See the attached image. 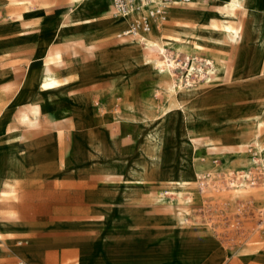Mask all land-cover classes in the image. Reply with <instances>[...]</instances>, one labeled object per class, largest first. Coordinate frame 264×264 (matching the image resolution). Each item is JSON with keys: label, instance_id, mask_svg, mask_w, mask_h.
I'll use <instances>...</instances> for the list:
<instances>
[{"label": "rangeland", "instance_id": "rangeland-1", "mask_svg": "<svg viewBox=\"0 0 264 264\" xmlns=\"http://www.w3.org/2000/svg\"><path fill=\"white\" fill-rule=\"evenodd\" d=\"M27 1L29 7L34 3V0ZM19 2L7 0L0 7V22L15 20L10 16L28 12V4ZM182 5L179 3L176 6ZM183 11L185 8L168 6L167 19L164 22L157 19L149 29L154 36L164 35L167 39L177 36L181 43L188 42L191 37L194 52L182 50L176 56V49L168 47L169 58L176 57L180 63L178 69L172 67L175 78H185L187 68L193 64L196 69L188 77L192 82L204 83L206 79L203 76L206 75L215 79V74L208 72L211 67L208 59L223 55L229 57V73L221 81L213 80L205 84L210 86V90H217L216 97L200 104L199 111L202 113L198 122L192 123L204 134V144L199 148L203 162L192 157L196 150L193 145L192 148H185L180 144L183 140L180 131L167 136L159 161L152 162L146 158L142 149L145 133L142 121L146 115L156 117L161 114L169 99L160 85L153 86L154 75L150 73L151 78H147L153 64L148 63V57L142 55V48L132 50L136 60H130L132 55H126L125 59L112 53L125 39L133 37L123 39L122 43L120 39H114L123 29H127L130 21L124 27L108 31L107 39L100 45L103 25H99L98 30L95 29L94 34L86 39L85 47L81 40H67L62 43L64 50L58 59L47 56L49 46L44 48L43 43L28 39L23 47L17 49L8 46L6 51L0 47V65L12 67L24 64V72L30 68L31 73L24 79L22 89L25 97L30 94L36 76L39 81L44 79L42 70L48 63L57 75L69 80L63 88L65 93L54 99L55 108L60 109L57 113L38 85L42 94L37 100L43 102V111L38 128L33 129L20 122V113L28 110L27 104H16L14 101L21 80L18 85L2 86L0 89L10 94L7 100L0 102V112L7 108L8 126L19 127L20 132L28 137L24 139L29 140V145L19 143V151L33 155L31 167L18 188H2L14 191L7 202L9 212L11 208L19 210L24 204L38 202V197H47L57 212H62L64 204H70L71 216L67 218L88 225L89 230H95L105 222L133 223L137 230H187L195 238L212 241L213 246L205 264H218L220 261L225 264L224 260L226 264L231 261L246 264L249 259L264 262V166L261 161L248 164L241 155L239 143L252 139V133L236 121L241 116L260 113V106L264 102V50L258 49L249 38L239 44L227 43L221 47L207 36H202L203 45L197 48L198 34L193 30L197 24L189 17L169 18ZM225 15L198 27V32L202 33L212 23L221 26L238 24L237 19L243 17L244 13L241 11L232 18ZM115 19L110 15L108 21L112 24ZM6 27L1 23L0 32ZM184 28L194 32L178 30L175 33V30ZM34 29L25 28L27 32ZM40 35L49 37L44 42H54L53 32ZM15 43V40L7 41L8 45ZM90 43H94V48L88 47ZM123 49L125 47L119 50ZM238 58L244 69L240 72L244 78L233 81ZM59 59L63 60L61 67L55 62ZM201 73L204 74L203 78L199 77ZM130 106L137 107L138 111H132ZM226 119H230L229 124ZM260 136L264 139V125L260 128ZM113 139L121 140V155L114 148ZM213 146L223 150H213ZM97 148H102L106 157L99 155ZM246 151L253 155L256 149L250 144ZM134 160L140 164L137 170L141 175H134L129 169ZM199 166L202 174L197 176ZM182 172L192 177L190 185L194 184L195 188L188 203H184L181 196V189L185 186L184 180L179 177ZM243 183L247 185L244 189L239 187ZM127 184L133 185V190H125ZM164 189L173 190L174 193L167 196V193H162ZM19 193L25 194L20 196ZM33 194L35 196H30ZM184 196L187 198L190 195ZM171 203L173 206L169 211L167 208ZM179 210L186 212L181 214L183 221L180 220L181 215L174 213ZM103 211H106V217L102 216ZM36 216L44 221L54 218L43 214ZM56 218L66 217L59 213ZM178 233L173 232L172 235L177 236ZM205 249L200 248L197 259H177L170 264H201Z\"/></svg>", "mask_w": 264, "mask_h": 264}, {"label": "crops", "instance_id": "crops-1", "mask_svg": "<svg viewBox=\"0 0 264 264\" xmlns=\"http://www.w3.org/2000/svg\"><path fill=\"white\" fill-rule=\"evenodd\" d=\"M245 1L264 8V0ZM223 2L224 0L178 2L171 6L185 8V11L172 14L169 18L174 20L189 17L197 24V27L193 30L200 33L198 29L202 25L213 22L217 17L225 15L217 12L218 6ZM5 3H7V0H0V7H3ZM19 3H27L28 12L23 11L10 16L12 18L21 15L19 19L0 22V24L3 23L7 26L5 30L0 32V37L2 36L0 42L5 41L0 43L1 50L7 51L8 46L16 49L23 47L26 39L38 44L43 43L44 48L51 46L54 49L59 46L64 50L62 43L67 40L56 42L55 26L62 18L64 19V16L71 13V9L76 6V3L73 0H41V6L32 9L29 8L27 0H20ZM179 3L184 5L176 6ZM108 6L112 9L111 3ZM238 9L235 11L237 15L242 11V9ZM229 16L234 17L233 14ZM130 17L131 23L132 16ZM225 17L229 19L226 15ZM245 17L243 15L239 21L245 22L247 19ZM40 26H48L49 28L46 30ZM32 27L35 28V31L27 32L25 30V28ZM210 27L204 28L200 34L205 35V30ZM127 29H123L114 39H120V43H122L123 39L134 36H122V33ZM178 30L193 31L184 28L175 30V33ZM52 32L54 34L53 38H55L54 42H44L43 40L49 39V37H41L40 34H50ZM103 34L100 35L99 45L108 37L107 33ZM75 39L80 40L79 38ZM8 40H15L16 43L8 45ZM54 45L56 46L53 47ZM25 70L26 66L24 64L12 67L0 65V89L2 86L18 85L21 80L14 96L16 104H22L20 102L27 104L22 89L24 79L31 72L30 68H27V71L24 72ZM9 95L8 91L0 90V102L7 100L10 97ZM6 109L0 112V119L3 118L0 123V264H18L19 261H24L27 264H170L177 259L194 260L199 258L200 254L198 252L201 247L206 248L201 264L208 261L213 246L212 241L195 238L187 230H137L133 223L110 224L108 222L100 225L95 230H89L88 225L76 223L71 218H67V216H71L70 204H64L62 212H57L55 206L48 202L47 197H38V202L24 204L19 210L11 208V212H9L8 209L10 208H8L6 202H8L11 194H14V191L8 189L16 190L18 188L24 175L31 167L33 155L19 151V143L24 142L25 145H29V140L24 139L27 136L25 133L20 132L19 127L15 129L16 126H8L9 117L5 114ZM3 187L8 189L3 190ZM24 194L21 193L20 196ZM30 196H35V194ZM59 213L66 218H56ZM103 213L102 216L106 217V211H103ZM38 214L54 218L51 221H44L37 218L36 215ZM173 232L180 233L174 236L172 235ZM170 238L173 240L171 241ZM223 262L226 264L225 260ZM221 263L222 261L218 264ZM229 264L243 263L231 261ZM246 264H264V262L249 259Z\"/></svg>", "mask_w": 264, "mask_h": 264}, {"label": "bare ground", "instance_id": "bare-ground-1", "mask_svg": "<svg viewBox=\"0 0 264 264\" xmlns=\"http://www.w3.org/2000/svg\"><path fill=\"white\" fill-rule=\"evenodd\" d=\"M73 2L76 3V6L71 9V13L64 16V19L62 18V20L55 26V35L56 39L59 40V42L79 38L81 40V43L83 44V47H85L86 39L94 34L95 29H97L99 25L104 26V29L102 31L105 34L109 30L124 27V25H126V23H129V21L131 20L130 16H132L133 21L137 19L140 15V12L137 11H133L129 14H116L110 6H105V3L108 5L110 4L108 0H73ZM40 6L41 0H34L33 5L29 8L32 9ZM167 7L168 6H166V8ZM238 8L242 9V12L246 16L245 18L247 19L245 22H242L241 20L238 22L237 25L236 22L234 25L226 24L222 26L217 23H214L213 25H211L210 28H207L205 30V35L196 33L198 34L197 37L199 39L196 43V47L201 48L203 45L202 36H207L213 41L214 44L221 47L225 46L227 43L239 44L240 42H244L245 38H249L251 41H253V43L258 49L264 50V8L245 0H224V2L218 6L217 12L228 15H236L237 13H235V11ZM142 12L146 13V8L143 7ZM110 15H112L114 18H117L112 22V24H110V22L108 21ZM20 17L21 15H18L17 17L13 16L12 18L19 19ZM157 19L163 21L158 17L151 18L150 28ZM190 39L191 37L188 38V42L181 43L179 42L177 36L167 39L164 37V35L154 36L151 31L147 30L134 35L130 39H125L124 43L119 46H116L112 51L114 55L126 59V55H132V50L142 48V55L147 56L148 63L153 64L151 72H147V78H151L150 73L154 75L155 81L153 83V86L155 87V85H160L161 90L167 94V97L169 99L168 104L163 107L161 114L156 115V117H150L146 115L143 119L144 121H142L143 129L145 130V133L143 134L142 149L145 151L146 158L152 162L160 160V153L162 147L166 143L167 136L169 134L175 133V131L181 132L183 140L180 141V144L183 147L192 148V145L195 147L196 150L194 149L195 153L192 154V157L200 162L204 161L199 149L200 146L204 144V134L202 133L203 131H198L196 129V124L193 125L192 123H197L198 118L202 113L199 111L200 104L206 99H209L211 101L214 97H216L217 90H210V86L208 87V85L206 86L205 84L210 83L213 80L221 81L224 76L229 73V57L223 55L218 56L215 59H208L209 63L211 64V67H208V72L210 74H215V79H213L210 75H206L207 77L203 76L206 79L204 83H197L196 81L192 82L188 77L192 74V71L195 70L196 67L191 64L189 68H187L188 71L185 73V78H180V80H177L175 78V73L172 67L174 69H178L180 63L176 61V57L171 59L169 58L168 47L176 49V56H178L179 53L182 52V50L188 51L189 53L194 52L191 49L192 45L190 43ZM88 47L94 48V43L88 44ZM123 47H125V49L119 50ZM62 51V48L59 46L54 49L49 46L47 49V56L50 57V59L53 57L57 58L61 56ZM130 60H136V57L132 55V59ZM237 60V67L232 75L233 81H239L244 78L240 73L242 69L241 60L239 58ZM55 62L57 63L58 67H61L63 65L62 59H59ZM203 69L200 70L202 71ZM42 73L44 75V79L39 81L36 76L30 94L25 97L28 110H24L21 113L20 122H22L23 124H27L30 128H38L39 126L40 117L43 111V102L37 99L41 96L42 92L50 99L52 104L51 107L54 108L53 111L57 113L58 111H60V109L55 108L54 99L60 97L65 93L63 88L66 87L69 82L67 78H61L59 75H57L54 72V69L52 68L50 63L45 65L42 70ZM202 74L203 73H201L199 77H202ZM38 85H40V87L42 88V92H40V90L38 89ZM53 91L54 93H52ZM130 109L134 112L138 111V108L135 106H130ZM236 121L246 126L247 128L245 129H248L247 131H250V133H252V139L248 141H241L239 143L241 155L244 156L248 164H257L261 161L264 166V139L262 138V136H260V128L264 125V102L260 106V113L253 116L244 115L238 118ZM226 123L229 124L230 119H226ZM16 128L17 127H15V129ZM112 144L114 148L118 150V154L121 155V140L118 141L116 139H113ZM250 144H252L256 149L255 154L253 155L248 154L246 151V147ZM211 149H219V151L223 150L222 148L220 149L217 146H213L211 147ZM97 150L99 155L106 157L104 151H102V148H97ZM139 165L140 164L138 160H134L132 162L129 167L132 174L141 175L140 172L137 170V167ZM196 174L197 176H200L202 174V168H200V166L196 169ZM179 177L184 180L185 185L181 189L182 201L184 203H188L194 195L195 190L194 184L190 185L192 177L183 172ZM245 183L239 184V187L244 189V187L247 186ZM133 188L134 186L131 184H127L125 186V190H133ZM162 193H167V196H169L170 194L172 195L174 192L173 190L164 189ZM185 194H189L190 196L186 198L184 196ZM172 206V203L168 205L167 210L171 211ZM174 213H178V215H181L186 212L179 210L175 211ZM183 219L184 216L181 215L180 220L183 221Z\"/></svg>", "mask_w": 264, "mask_h": 264}, {"label": "built area", "instance_id": "built-area-1", "mask_svg": "<svg viewBox=\"0 0 264 264\" xmlns=\"http://www.w3.org/2000/svg\"><path fill=\"white\" fill-rule=\"evenodd\" d=\"M116 14H129L133 11L140 12L137 19L131 22L130 27L122 33V36L136 35L150 29L151 18L158 17L165 21L167 19L166 6L178 2H189L190 0H109ZM146 8L147 12H142ZM18 264H27L19 261Z\"/></svg>", "mask_w": 264, "mask_h": 264}]
</instances>
